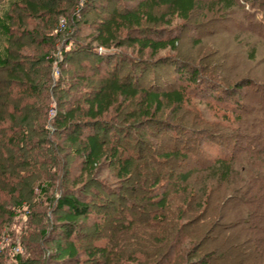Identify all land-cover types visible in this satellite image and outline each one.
Segmentation results:
<instances>
[{"label": "trees", "instance_id": "16d2710c", "mask_svg": "<svg viewBox=\"0 0 264 264\" xmlns=\"http://www.w3.org/2000/svg\"><path fill=\"white\" fill-rule=\"evenodd\" d=\"M20 3L19 7L26 12L24 13L26 18H38L47 22L46 19L65 16L67 22L58 28L55 26L57 29L46 26L56 34L61 32L68 34L66 42H72L74 39L72 34L75 33L73 30L80 22L76 16L79 9H76L73 2L66 8V13H58V9L63 7L62 0H20ZM235 4L234 0H215L207 6L221 8L219 12L225 13L231 11ZM200 5L202 4L196 0H142L130 12L123 13L115 9L107 13L96 25L95 34L88 36L90 42L96 44L95 47L85 45L81 50L92 59L78 62L75 65L76 70L71 67L77 62L73 59L65 58L57 62L49 53L39 56L38 48L53 47V44L44 43L46 37H40L38 30L31 31L30 35L26 33L23 40L18 38L15 27L24 26L22 15L14 17V11L0 14V73L3 75L0 78V125H4L0 126V217L12 218L13 212L26 208L25 214L30 219L34 214L44 219L47 224L45 229H38L40 224L37 221V232L22 237L21 247L24 255L19 253L11 256L13 244L7 249L0 247V264H8L9 260L12 264H82L83 256L96 264H114L110 250L96 248L82 251L76 243L82 240L79 235L80 229L89 219H98L91 225L95 233H90V238L98 239L104 236L100 233L103 229L101 225L116 216L109 211V208H112L111 212L115 211L113 210L115 203L107 201L102 196L101 192L112 196L110 193L113 191L106 182L97 179L100 168L104 162H108L115 171L118 181L130 180L137 166V158L126 154V145L123 146L120 139L125 130L129 129L125 125L126 122L133 120L140 124L138 128L149 129L157 122V116L163 113L165 106L182 107L186 95V86L174 90L163 87L159 89L157 83L153 85L157 90H141L137 82H143L151 68L164 66L165 58L156 61L128 60L120 57L117 50L127 43L139 55L149 52L150 57L167 49L175 50L178 39L166 35L164 29H157L160 31H155L152 35L142 31L141 27L145 24L169 26L173 18L185 23L196 11L202 9ZM160 8H164L168 13L156 17L154 11ZM182 28L184 27L177 30ZM123 32L128 33L124 41L120 37ZM30 36L32 39L26 41L25 39ZM34 37H40L38 42L40 45L36 49H31L30 45L37 44L38 39L35 40ZM59 37L60 35H56L54 39L58 40ZM121 59L133 66V71L130 70L123 76L119 75L116 64ZM177 62L178 64H173L176 67L183 64ZM53 64L59 71L58 79L51 77ZM174 73L178 77H184L187 72L184 68L177 67ZM189 75L187 79L182 78L184 82L181 84H195L200 73L196 70ZM65 77L75 80V83L68 85ZM201 88L193 93L197 95L202 93L200 91L204 89ZM213 97L215 101L221 103L219 95ZM126 104H136L137 108L134 113L124 117L122 110ZM114 109L117 110L114 114L117 117L114 118H119L118 123L110 122L108 119L113 115ZM49 111H52V117L47 121ZM199 133L203 158L201 160L205 161L206 167L201 171L188 170L184 173L182 168L188 166L187 155L180 152L161 153L156 158L164 161L173 159L175 163H181L182 166L179 167L181 173L168 176L164 184H161L159 174L146 181L149 186L144 187L146 193L142 197L143 201L150 203L154 208L153 216L160 214L154 218L162 225L168 224L167 219L185 225L190 219L197 217L198 213H195V216L188 215V211L183 209L182 206L187 199L196 201L194 209L202 213L197 221L201 228L208 227L213 215L222 211L230 199L233 202H244L245 205L264 199V171L258 170L255 166L261 153L259 151L252 153L250 156L252 159L246 165L242 163L237 168L242 170L237 173L234 171L237 152L233 151L230 156L221 151L220 155L216 156L205 153L203 147L219 141L210 131L202 130ZM47 145L49 147H46ZM63 152L76 157L80 164V174L70 181V187L65 185L69 183L70 172L66 170L67 166L62 161ZM48 166H51L52 170L47 171ZM65 171L68 173L65 174ZM51 172L54 175H62L60 180L65 183L59 188L57 196H49V191L54 187L56 180L54 177L50 178ZM198 174L205 176L199 179L200 184L195 185L198 187L196 189L190 180L193 175ZM231 186L230 192L233 195L229 197ZM89 188H96L101 192L92 191L93 196L89 198L84 193ZM35 191L38 192L35 194ZM146 194L151 197L147 198ZM5 195L13 199L8 204L9 201L3 199ZM177 195L180 196L181 206L177 213L168 212ZM36 196L39 199L31 203L32 198L35 199ZM228 197L230 199L227 201ZM261 200L260 202H263ZM9 206H13V211L8 210ZM238 212L245 218L251 211ZM164 213L170 216L167 218ZM254 214L256 217L257 211L252 213ZM125 216L120 215L117 223H125L124 228L127 231L132 228L133 221L125 222ZM240 222L237 224L240 225ZM243 224L245 228L241 230L245 236L238 242L233 241L235 243L231 244L234 245L229 248L234 252V263L264 264V255L261 254L264 250V227L258 222L244 221ZM167 234L171 237L169 233ZM181 242L178 247L182 253L186 245ZM260 243L262 249L259 248ZM245 250L257 253L248 256L244 253ZM213 256L201 255L187 264H211ZM219 258L225 261L227 255L221 253Z\"/></svg>", "mask_w": 264, "mask_h": 264}, {"label": "rangeland", "instance_id": "374dc122", "mask_svg": "<svg viewBox=\"0 0 264 264\" xmlns=\"http://www.w3.org/2000/svg\"><path fill=\"white\" fill-rule=\"evenodd\" d=\"M62 1L63 7L58 9V13H66V8L70 2H73L76 9H79L76 16L77 21L80 22L73 30L75 32L72 34L74 39L70 43L66 42L68 34L64 32L56 34L47 29L46 26L60 27L64 22H67L65 16L52 18L53 20L46 19L47 22L40 21L38 18H26L24 16L26 12L19 7L20 0H0V14L14 11V17L22 15L24 26L15 27L18 38L23 40L26 33L30 35L31 31L38 30L40 37H46L44 43L53 44V47L42 46L38 48L39 56L43 53H49L57 62L65 58L73 59L77 62L71 67L76 70L75 65L78 62L82 63L92 59L81 50L85 48V45L95 47L96 44L91 43L88 36L95 34V27L99 20L104 19L107 13L115 9L123 13L130 12L142 0ZM196 1L202 4L200 5L202 9L196 11L191 19L185 23L173 18L169 26L145 24L141 27L142 31H147L152 35L155 31H160L157 29H164L166 35L178 39L175 50L160 51L152 57L149 56V52L139 55L135 49L132 50L128 43L117 50L120 57L128 60L156 61L165 58L163 60L164 66L151 68L143 82H137L141 90L153 91L156 89V86L153 85L157 83L159 89L163 87L174 90L186 86V95L182 107L165 106L163 113L157 116V122L149 129L138 128L140 124L133 120L126 122L125 125L129 129L125 130L126 132L120 136V139L123 146L126 145V154L137 158V166L130 180L118 181L113 168L108 162H104L97 179L110 186V190L113 191L110 193L112 196H108L96 188H89L84 191L89 198L93 196L92 191H100L107 201L115 203L114 212H111L112 208L109 206L106 207L109 208L113 216H116L101 225L103 229L100 230V233H103L104 236L98 239L90 238V233H95L91 225L98 219H89L81 226L79 235L82 240L76 243L82 251L96 248L110 250L113 259L111 260L114 264H187L201 255L209 256L212 254L214 256L211 264H233L234 252L229 248L234 245L231 244L233 241L238 242L245 236L241 230L245 228L242 223L244 221L248 223L258 222L261 227H264V214H262L264 213V199H260L263 202L252 200L253 202L250 201L249 205H245L244 202H233L229 198L233 195L230 192L232 186L229 190L231 195L228 194L227 201L230 200L227 206L213 215L206 228H201L197 222L202 213L194 209L196 201L187 199L188 201L184 202L182 206L188 211V215L195 216L198 213L197 217L189 220V223L185 225L176 224L171 219H167L168 224L163 223L162 225L154 218L160 214L153 216L154 208L142 198L146 193L144 187L149 186L146 181H150L156 174L161 175L160 182L164 184L167 182L168 176L181 173L179 167L182 164L175 163L173 159L168 161L160 160L159 157L157 159V155L161 153L180 152L187 155L189 160L186 164L188 165L187 168H182L184 173L188 170L201 171L206 167L205 161L201 160L202 150L199 145L201 140L199 132L202 130L210 131L214 134V138L219 141L218 143H208L203 147L205 153L216 156L220 155L221 151L226 156H230L237 152L234 171L240 173L242 169L237 168L242 163L246 165L252 159L251 154L259 151L261 156L258 160L260 159V161L257 160L255 166L258 170L264 171V0H234L236 3L234 8L225 13L219 12L221 8L207 6L214 3L215 0ZM167 13L164 8L154 11L156 17ZM68 27L69 25H67ZM179 27L184 28L177 30ZM127 34V32L121 33L120 37L123 41L128 36ZM56 35H60L58 40L54 39ZM32 36L25 40L32 39ZM40 37H34L35 40H38L37 44L30 45L31 49L39 47ZM124 59L118 60L116 63L121 76L130 70L133 71V66ZM177 61L183 63L177 67L185 69L187 73L184 77L186 79L190 77V73L199 71L200 76L195 84H181L184 82L182 79L184 77L174 75L177 67L173 64H178ZM52 67L53 76L51 77L58 79L59 71L56 70L55 64ZM78 68L82 69L80 66ZM2 76L0 73V78ZM62 77L64 78V76ZM65 78L68 85L75 83V80ZM162 82L166 85H162ZM201 87L204 89L200 91L202 93L198 95L193 93ZM212 90L216 91L212 93ZM213 95H219L221 103L215 101ZM136 108V104H126L122 114L127 117V115L134 113ZM115 109L112 111V113L114 112L113 115L108 119L110 122L118 123L119 118H114L117 117L114 115L117 113ZM235 110L238 111L234 112ZM51 117L52 111H49L47 121ZM61 155L62 161L67 166L66 170L70 172L69 183L65 184L60 180L62 175H54L51 172L50 178L54 177L56 180L54 187L49 191V196H57L62 184L70 187V181L80 174V164L77 158L66 152ZM50 167H47V171L52 170ZM68 172L65 171V174ZM203 176L205 175H193L190 183L199 186V179H202ZM37 192L35 191V194ZM5 196L3 199L9 201L7 204L13 200L12 197ZM146 196L147 198L151 197L147 194ZM175 198L176 200L170 204L168 212L177 213L179 206H181L180 196L177 195ZM36 199L39 198L37 196L35 199L32 198L31 203H35ZM9 207L8 210L13 211V206ZM242 210L244 212L251 211V216L249 213L243 218L242 213L238 212ZM26 211V208L15 211L12 218L0 217V247L7 249L8 247L11 248L10 246L13 244L14 249L11 256L19 253L25 254L21 247V239L24 235L27 237V235L37 232V221L40 224L38 229L47 227L44 219L36 217L34 214L31 215L32 219H30L25 214ZM255 211L258 213L256 217L255 214L252 215ZM122 214L126 215L125 222L133 221L130 230H125V223H117V218ZM165 216L168 218L170 215L166 214ZM260 216H262L261 220ZM238 217L240 220L236 219ZM238 220L241 221L240 225L237 224ZM96 232L100 234L99 231ZM167 233L171 237H168ZM180 242L186 245V249H183L182 253L181 248L178 247ZM259 248L262 249V243H260ZM221 253L227 255L225 261L219 258ZM244 253L252 256L257 252L252 253L245 250ZM261 254L264 255V250ZM249 258L251 259V257ZM81 262L82 264H96L94 261H89L85 256ZM7 263L12 264V261L9 260Z\"/></svg>", "mask_w": 264, "mask_h": 264}]
</instances>
